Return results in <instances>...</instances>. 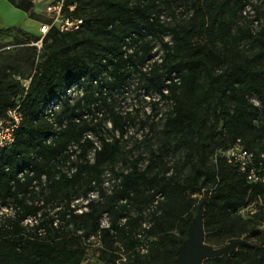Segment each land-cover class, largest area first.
Segmentation results:
<instances>
[{
	"label": "trees",
	"instance_id": "16d2710c",
	"mask_svg": "<svg viewBox=\"0 0 264 264\" xmlns=\"http://www.w3.org/2000/svg\"><path fill=\"white\" fill-rule=\"evenodd\" d=\"M10 1L48 20L35 0ZM248 2L65 0L83 18L78 29L53 24L40 47L29 37L18 42L23 51L0 69V116L18 103L23 113L15 140L0 148V210L14 207L0 216V264H82L91 250L101 264H119L121 251V264H178L200 194L209 245L258 237L203 264H264V181L218 153L240 138L264 163V25L239 23ZM73 83L83 94L71 100ZM141 89L160 99L141 120L149 126L145 147L126 148L124 133L143 107L133 113L117 103ZM162 100L168 106L159 115ZM252 202L258 208L244 215ZM98 230L101 245L92 247Z\"/></svg>",
	"mask_w": 264,
	"mask_h": 264
},
{
	"label": "built area",
	"instance_id": "2783aa9c",
	"mask_svg": "<svg viewBox=\"0 0 264 264\" xmlns=\"http://www.w3.org/2000/svg\"><path fill=\"white\" fill-rule=\"evenodd\" d=\"M75 7V4H68L66 5L65 0H49L45 5V12L46 17L48 18L47 21H43L40 26V30L42 32L41 38L39 41L33 42L37 44L39 47L42 43V37L44 34L48 31L51 25L56 24L62 31L67 30H74L78 29L80 25L83 23V18L78 16H73L68 12V10H73ZM68 9V10H67ZM159 54H154L153 59L158 58ZM30 77H26L23 79V85L27 89L30 83ZM166 90V89H165ZM67 93L70 96L71 100H74L75 98L79 97L83 94V86L81 83H73L69 86L67 89ZM131 94L135 100H137L136 108L138 106L144 105V102H148L150 104V101L152 100H159L160 95L156 92L150 94H147L141 89V93L136 95V93L133 92H126L125 97L127 98V95ZM122 98V97H121ZM121 101V100H120ZM162 101H160L161 103ZM120 107L125 111L129 110L134 113L135 109L132 106L131 108H125L119 103ZM151 105V104H150ZM53 108V109H52ZM141 108V107H140ZM152 108V107H151ZM54 109H59V105L57 103L53 102V105L51 106V113L49 115V118L53 120V112ZM100 115L102 114L101 111L98 112ZM87 115V114H86ZM23 119V113L20 109V103H18L15 106H11L7 109L6 117L0 116V148L5 147L9 144H11L15 140L16 136V129L20 125L21 121ZM97 117L95 118V120ZM54 125H57L56 121H53ZM137 123L130 124L128 127V130L124 133V137L127 138V134L132 126H134ZM107 125L111 126L112 123L110 120L107 121ZM146 125H144L145 127ZM86 135L97 139L96 136L93 134L91 130H88L86 132ZM116 135H119V131H116ZM112 138V136H109L108 139ZM96 144L99 145V141L95 140ZM74 148H77V143L75 141H72L69 144V149L73 150ZM220 155L226 156L229 161H236L240 169L243 171H246L248 173V178L251 181H264V163L262 161H256L255 159V153L249 148H246L241 139H237L233 144L228 146L227 148H222L218 151ZM94 151L91 152V158H93ZM77 153L71 154L72 158H75ZM69 163V161L67 162ZM76 169L75 166H71L68 170V173L74 171ZM106 174H108V177H106L105 183L109 182L107 178L110 177V171L107 170ZM114 180V179H113ZM108 188H112L108 187ZM96 193H92L91 196H96ZM82 199V200H81ZM87 202L88 198H77L74 200V202ZM6 207V206H5ZM84 209H87L86 206L79 205L76 209V211L81 212ZM2 210V208H1ZM0 210V212H1ZM243 209H241L242 211ZM105 218V219H104ZM34 219L33 217L29 216L24 219V223H33ZM55 224H58V218L54 221ZM108 216L105 212L102 217V226L108 225ZM88 241H91L92 247H97L101 245V231L98 230L96 233H93L89 238ZM144 249V247H143ZM122 257L118 259V263L121 264V259H125L124 253L121 251Z\"/></svg>",
	"mask_w": 264,
	"mask_h": 264
},
{
	"label": "rangeland",
	"instance_id": "374dc122",
	"mask_svg": "<svg viewBox=\"0 0 264 264\" xmlns=\"http://www.w3.org/2000/svg\"><path fill=\"white\" fill-rule=\"evenodd\" d=\"M1 1L2 0H0V4H2ZM48 1L49 0H36L35 1L36 2L35 9L39 13V15L43 18L46 17L45 5ZM15 9L17 11V14L12 13L10 15V18L15 19V22L18 25L27 27L29 28V30H24L20 26H18V28L15 27V29H10L11 32L8 34V36H6V38H4L0 42V69H3L6 59H9L10 57H13V56H17L19 54V51H23L22 49L24 46H18L19 41H22L25 38L29 37V38H32V41H30L29 43H32L33 41L36 42V41H39L40 35H42V32L40 30L41 23L43 22L42 20H38V19H34L30 17L28 13L21 8H15ZM4 16L5 15L3 13V9L0 6V27L8 26V25H5V23H3L5 20ZM239 23L243 25H250L254 31H257L262 25H264V0H249L248 4L242 10V15L240 17ZM35 37H38V38H35ZM22 71L25 73V76L29 74V67L26 63H24V66L22 67ZM120 103L124 107V109L125 108L129 109L132 106L135 109L137 100H135L133 96L129 94L127 95V98L122 97ZM117 104H119V101ZM167 106H168V103L162 100L157 110L159 115L164 112ZM140 107L141 106L139 105L138 108ZM148 113H152L151 105L148 102H144L143 109L140 110L138 114L135 116V120H136L135 123L137 124L132 126L127 134V139L125 142L126 148L133 146L137 141H142V146L145 147V143H143V139L147 136L146 132L149 130V126L146 125L144 127L141 124V120L146 119ZM153 133H155V131H153L152 134ZM153 141L155 142V139H153ZM135 151H138V149H135ZM169 158L173 159V157H169ZM106 177H108V174ZM107 179L109 182L105 183V185L107 187H111L112 180L109 178ZM201 196L202 194L199 195L200 199L194 211L195 214L197 213L200 204L204 200V199H201ZM257 208H258V204L256 202H252L243 208L242 213L246 216H249L251 215V212H253ZM53 209L55 208H52V210ZM13 211H14L13 206L2 207L0 216L2 215V212L12 214ZM260 228L264 230V223L260 225ZM257 240H258V237L256 235L248 234L245 237L238 239L236 246H238L242 242L257 241ZM224 243L228 244L230 242L227 240ZM96 253H97L96 250H91V253L86 257V259L83 261L82 264H101V261L95 255Z\"/></svg>",
	"mask_w": 264,
	"mask_h": 264
},
{
	"label": "water",
	"instance_id": "95a60500",
	"mask_svg": "<svg viewBox=\"0 0 264 264\" xmlns=\"http://www.w3.org/2000/svg\"><path fill=\"white\" fill-rule=\"evenodd\" d=\"M203 206L204 200L189 223L187 237L178 247V264H203L204 258L231 252L237 247L238 239L221 246H211L204 240Z\"/></svg>",
	"mask_w": 264,
	"mask_h": 264
},
{
	"label": "crops",
	"instance_id": "0c3cea01",
	"mask_svg": "<svg viewBox=\"0 0 264 264\" xmlns=\"http://www.w3.org/2000/svg\"><path fill=\"white\" fill-rule=\"evenodd\" d=\"M36 1V0H35ZM1 3L2 4H0V6L2 7V9H3V13H4V22L3 23H5V25H8V26H5V27H9V26H12V27H14V26H20L21 28H23L24 30H29V28H27V27H23V26H21V25H18L16 22H15V19H11L10 18V15L12 14V13H15V14H17V11H16V9L15 8H18L17 6H15L10 0H2L1 1ZM0 28H3V27H0ZM6 36H8V33L6 34V33H0V42L4 39V38H6Z\"/></svg>",
	"mask_w": 264,
	"mask_h": 264
}]
</instances>
